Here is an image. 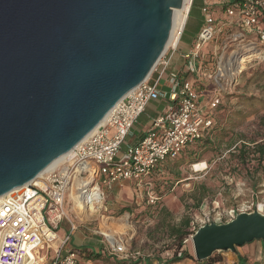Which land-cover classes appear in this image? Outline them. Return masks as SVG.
<instances>
[{"label": "water", "instance_id": "water-1", "mask_svg": "<svg viewBox=\"0 0 264 264\" xmlns=\"http://www.w3.org/2000/svg\"><path fill=\"white\" fill-rule=\"evenodd\" d=\"M183 0H0V196L70 151L166 48ZM189 240L202 261L264 240V212L209 221Z\"/></svg>", "mask_w": 264, "mask_h": 264}, {"label": "built area", "instance_id": "built-area-1", "mask_svg": "<svg viewBox=\"0 0 264 264\" xmlns=\"http://www.w3.org/2000/svg\"><path fill=\"white\" fill-rule=\"evenodd\" d=\"M193 1L190 0L189 9ZM216 3L224 6V14L229 19L226 25L240 28V32L232 36L233 40L251 32L264 35V25L260 22L264 0H204L201 8L203 24L196 37L195 56L201 57V48L221 32L212 11ZM183 30L184 25L177 41L164 50L149 77L123 96L112 107L105 122L74 146L67 159L45 172L40 179L41 185L31 184L21 192H8L0 199V264H81L78 251L70 249L62 254L70 233L64 237L57 234L59 224L68 218L66 203L72 192L84 197L90 189L98 190V197L94 199V206L98 207L104 200L105 189L118 182L133 181L136 186H147L145 195L148 204L153 205L159 200L148 181L153 170L165 160L178 157L187 146L204 137L213 125V117L199 105L197 88L191 80L170 71L169 91L158 89L159 78L170 64ZM261 52L264 53V50ZM187 67L197 78L211 77L208 73H200L194 61H189ZM156 72L158 78L153 80L152 75ZM162 97L171 101L172 105L152 121L140 140L127 144L119 157L121 146L148 103ZM218 104L216 94L209 108L214 109ZM207 169L204 159L189 165L195 176L202 175ZM253 208L264 212V201H252L222 212L213 210V214L203 213L201 218L190 221V230L193 233L209 221H228L237 212ZM108 249L109 255L118 259L142 256L140 250L126 247L123 241L112 239ZM50 253L52 257L49 261ZM167 257L170 255L167 254Z\"/></svg>", "mask_w": 264, "mask_h": 264}, {"label": "rangeland", "instance_id": "rangeland-1", "mask_svg": "<svg viewBox=\"0 0 264 264\" xmlns=\"http://www.w3.org/2000/svg\"><path fill=\"white\" fill-rule=\"evenodd\" d=\"M202 1H193L191 21H200ZM212 11L221 32L206 44L209 52L204 54H211L205 71L211 77L205 78V82L211 90L216 89L219 104L214 109H222L216 117V125L221 131L213 136L215 149L208 150L199 144L189 145L178 157L163 164V178L157 180L155 189L161 197L157 205L163 203L158 212L145 214L143 210H136V200L131 195L122 194L121 189L127 184V181H122L105 189L104 200L93 212L75 207V194L68 196L67 213L74 220L88 219L94 224L99 222L97 229L104 231L102 228L108 219L120 216L126 209L128 217L139 219L138 230L151 236L156 249L171 256L173 249L172 240L167 236L168 229L182 218L189 217L191 221L201 218L203 213L213 214V210L222 212L252 201H264V156L259 159L249 154L245 162H241L238 155L241 147H249L252 151L256 143H264V53L261 52L264 50V35L251 32L233 40L232 36L239 33L240 28L226 25L229 19L221 4H214ZM189 28L183 41L193 34ZM234 51H240L241 68L234 73L218 71L221 62ZM138 125L142 127V124ZM126 142H129L128 137ZM126 145L121 146L119 157L123 155ZM193 155V159H190ZM200 159L207 161L208 169L202 175L195 176L189 170V165ZM200 196L202 199L197 202ZM142 201L147 202L145 196ZM106 206L109 207L105 209ZM152 220V224L147 225ZM144 245L146 243L141 242L140 248ZM190 251L193 254L191 241Z\"/></svg>", "mask_w": 264, "mask_h": 264}, {"label": "crops", "instance_id": "crops-1", "mask_svg": "<svg viewBox=\"0 0 264 264\" xmlns=\"http://www.w3.org/2000/svg\"><path fill=\"white\" fill-rule=\"evenodd\" d=\"M203 2L204 0L202 1V5ZM192 7L193 5L190 7L187 13L184 23V30L181 38L178 41L175 51L171 56L170 64L165 73L159 78L160 80L158 83V89L160 91H169L170 87L168 73L170 71L177 72L184 79H189L194 83L195 87L197 88L198 102L200 107L206 114L211 115L213 119L216 120V117H218V114H220L222 109L218 110L209 108L211 99L214 97V95H216V89L211 90V88L207 86V82H205L207 79L203 77L197 78L196 75L187 70L188 62L194 61L198 70L200 69V73H204L209 66V63H207L209 62L208 59L211 57L210 53L207 55L204 54V52H209L205 46L200 50L201 57L195 56L196 51H194V45L196 37L203 24V13H201V18L199 17L200 21H191L190 15ZM190 24L191 28H189ZM188 28L191 29L193 34L191 38L183 41V37L185 32L188 31ZM156 78H158L157 72L153 73L152 75L153 80ZM171 105L172 102L163 97L149 102L132 128V131L128 136L129 142L127 143L125 141V143L134 144L140 140L143 134L150 128L152 121L158 115L166 111ZM138 124H142V127L140 128ZM193 157L194 155L191 156L190 159H193ZM171 160L172 159L165 160L163 163L157 166V168L153 170L152 174L150 175L148 181H150L154 189H156L157 180L163 178V164ZM185 179H188V177ZM126 183L127 184L121 189L122 194L127 196L131 195L136 200V210L139 212H142L140 210H143V213L151 214L162 209L163 203L160 204V206L157 205L161 199L159 195V200L153 205H149L147 202L145 203L142 201L144 196L146 198V185L136 186L133 181H127ZM115 190L116 188L113 189V191ZM108 207L109 206H106L105 209ZM94 209L95 208H93V211ZM67 217L68 218L64 219L57 228V234L59 237H64L70 233V238L63 249L62 254L70 249L78 251L81 264H168V252H159L158 249H156V244L154 243V240L151 238V236L147 233L143 234L140 232V230H138L140 226L138 224L139 219L134 220L128 217V212L126 209H124L123 214L120 216H116L114 218L111 217L110 220L108 219L102 228L104 231L97 229V227H100L99 222L94 224L88 219H79L76 221L71 215L69 216L68 213ZM152 222L153 220L147 225L150 226ZM71 225L74 226L73 230H71ZM107 235H111L112 239L116 242L123 241L124 245L132 250H140L142 252V256L133 259H118L109 255L108 248L110 246L111 240H109ZM167 236H169V233ZM168 239L172 240L170 236ZM141 242L146 243V245L142 246V249L140 248ZM183 248L187 250L191 257L182 258L174 263L169 264H264V240H253L249 243H245L244 245L237 247L236 252L228 251L214 253L210 258L202 261L196 260L191 253L189 236L184 240ZM51 257L52 253L48 255L49 261Z\"/></svg>", "mask_w": 264, "mask_h": 264}, {"label": "bare ground", "instance_id": "bare-ground-1", "mask_svg": "<svg viewBox=\"0 0 264 264\" xmlns=\"http://www.w3.org/2000/svg\"><path fill=\"white\" fill-rule=\"evenodd\" d=\"M189 6H190V0H183V4L179 9H175L174 13H173V20H172V29L170 32V36L168 39V42L166 44V48L168 46H170L171 44L175 43L179 37V33L182 30V27L185 23L186 20V16L187 13L189 11ZM165 48V49H166ZM240 51H234L232 53H230V55L227 57V59H224L221 64H220V72L225 71L227 73L230 72H235L237 71L241 65L240 63V59L242 60V57L239 53ZM242 66V65H241ZM149 77V75L144 79L146 80ZM110 111L102 118V120L92 129V131L90 133H88L82 140H80L76 145H78L80 142L84 141L93 131H95L98 127H100L106 120V118L108 117ZM75 145V146H76ZM71 151L66 152L65 154L59 156L58 158H56L55 160H53L42 172H40L38 174V176L36 178H34L30 183L24 184L16 189H13L10 191V193H14V192H21L22 190H25L29 187V185L34 184V185H41V178L44 175L45 172L53 169L54 167H56L57 165H59L60 163H62L65 159H67L70 154ZM91 186V185H90ZM71 194H75V202H76V206L79 208H86V209H91V211L93 210V208H95L94 206V199L98 197L99 191L98 190H93L90 189V191H88L84 197H82L81 195L78 196L76 193L72 192ZM70 194V195H71ZM6 194L1 195L0 199L2 197H4ZM85 198V199H84ZM85 200V201H84ZM109 240H112V237L109 235L108 236ZM111 242V241H110Z\"/></svg>", "mask_w": 264, "mask_h": 264}, {"label": "trees", "instance_id": "trees-1", "mask_svg": "<svg viewBox=\"0 0 264 264\" xmlns=\"http://www.w3.org/2000/svg\"><path fill=\"white\" fill-rule=\"evenodd\" d=\"M193 5V3H192ZM191 5V6H192ZM260 22L262 25H264V10L262 11L260 15ZM215 119H213V125L212 127L206 131L204 137L198 139L193 144L200 146L211 150L215 149V141L213 139V136L218 132L221 131L219 127L215 124ZM219 126V125H218ZM223 132V131H222ZM223 133H221L222 135ZM216 138V137H215ZM191 144V145H193ZM249 154H252L253 156H257V158L261 159L264 156V143H256L255 147H253V150L251 151V148L249 147H241L239 149V159L241 162H245L246 157L249 156ZM202 199V196L197 198V202H200ZM198 206V205H195ZM169 236L172 238V253L170 257L167 260V263H174L182 258L191 257V255L187 252L186 249L183 248L184 240L192 233L190 230V218L184 217L180 220L178 224L171 225L168 229Z\"/></svg>", "mask_w": 264, "mask_h": 264}]
</instances>
